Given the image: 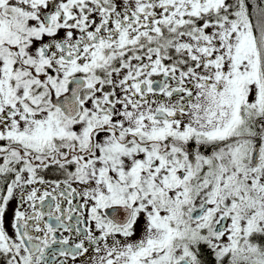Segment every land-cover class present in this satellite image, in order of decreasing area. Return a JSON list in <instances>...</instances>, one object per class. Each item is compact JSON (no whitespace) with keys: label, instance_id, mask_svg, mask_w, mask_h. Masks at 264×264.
I'll return each instance as SVG.
<instances>
[{"label":"snow or ice","instance_id":"1","mask_svg":"<svg viewBox=\"0 0 264 264\" xmlns=\"http://www.w3.org/2000/svg\"><path fill=\"white\" fill-rule=\"evenodd\" d=\"M0 264H264V0H0Z\"/></svg>","mask_w":264,"mask_h":264}]
</instances>
